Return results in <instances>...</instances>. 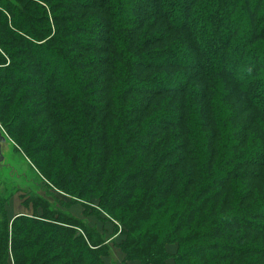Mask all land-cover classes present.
I'll return each instance as SVG.
<instances>
[{
  "label": "trees",
  "instance_id": "1",
  "mask_svg": "<svg viewBox=\"0 0 264 264\" xmlns=\"http://www.w3.org/2000/svg\"><path fill=\"white\" fill-rule=\"evenodd\" d=\"M0 126V264H264V0H0Z\"/></svg>",
  "mask_w": 264,
  "mask_h": 264
},
{
  "label": "water",
  "instance_id": "2",
  "mask_svg": "<svg viewBox=\"0 0 264 264\" xmlns=\"http://www.w3.org/2000/svg\"><path fill=\"white\" fill-rule=\"evenodd\" d=\"M13 158L14 145L8 140L4 130L0 126V181L14 184L35 181L28 166L17 165L21 170L12 164Z\"/></svg>",
  "mask_w": 264,
  "mask_h": 264
},
{
  "label": "rangeland",
  "instance_id": "3",
  "mask_svg": "<svg viewBox=\"0 0 264 264\" xmlns=\"http://www.w3.org/2000/svg\"><path fill=\"white\" fill-rule=\"evenodd\" d=\"M92 40L94 41V40H97V38H95L94 37V33L92 32ZM6 134V133H5ZM6 136H7V138H8V140L10 141V142H12L13 143V141L9 138V136L6 134ZM13 145H14V147L16 148V146H15V144L13 143ZM27 162V161H26ZM21 157H20V155L18 154V153H16L15 151H14V158H13V160H12V164L14 165V166H17V165H21V166H28V162L26 163ZM18 167V166H17ZM18 168H20V167H18ZM21 169V168H20ZM22 170V169H21ZM30 173H31V175H32V172L30 171ZM30 175V174H29ZM7 176V175H6ZM1 177V176H0ZM35 179V178H34ZM35 182L34 181H32V182H24L23 184L22 183H20V184H14V183H7V182H5V181H0V189L1 190H3L4 189V187H5V185H11V187H13V188H16L17 190H19V193L14 197V199L11 201V203H10V209H9V211H10V213L12 214V215H18V214H20V213H27V210L23 207V202H24V200L22 199V196H23V194H25L26 192H29L30 190H31V187H32V185L34 184ZM59 195V194H58ZM59 196H61V195H59ZM62 197V196H61ZM72 212L76 215V216H82V209L81 208H74L73 210H72ZM91 223H94V225H95V223H96V221L93 219V220H91ZM112 230H111V228L109 227V232H111ZM111 261V260H110Z\"/></svg>",
  "mask_w": 264,
  "mask_h": 264
}]
</instances>
